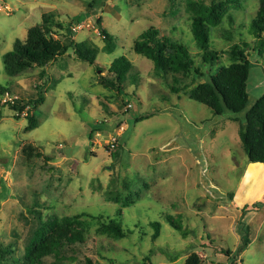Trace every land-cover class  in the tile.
Masks as SVG:
<instances>
[{"label": "rangeland", "instance_id": "1", "mask_svg": "<svg viewBox=\"0 0 264 264\" xmlns=\"http://www.w3.org/2000/svg\"><path fill=\"white\" fill-rule=\"evenodd\" d=\"M90 1L0 0V88L7 89L1 104L44 98L30 110L32 130L27 108L18 112L0 105V250H7L0 264L24 258L34 210L44 222L86 215L77 228L86 237L85 248L70 264H84L83 257L91 264H185L193 254L201 264H264V207L259 210L264 198L248 209L241 202L243 195L261 193L264 183L263 166H248L240 144L234 118L242 120L245 112L214 116L188 98V89L171 93L152 62L133 52L150 27L181 43L199 73L183 87L207 81L230 63L231 46L246 45L247 89L258 94L264 54L251 51L257 40L250 28L258 0H96L89 10ZM189 3L225 4L220 24L207 29L209 50L217 53L209 64L192 38ZM43 14L52 18L54 40L91 47L96 66L68 50L42 68L8 74L4 56ZM99 28L115 43L110 54L103 52ZM119 57L131 69L113 86L104 84ZM141 115L148 118L135 121ZM110 186L116 200L103 195ZM116 215L130 234L119 240L99 235L91 217ZM152 222L161 226L156 238ZM245 231L249 244L237 255Z\"/></svg>", "mask_w": 264, "mask_h": 264}, {"label": "trees", "instance_id": "2", "mask_svg": "<svg viewBox=\"0 0 264 264\" xmlns=\"http://www.w3.org/2000/svg\"><path fill=\"white\" fill-rule=\"evenodd\" d=\"M95 3L96 0H91L88 3V9L92 10ZM258 3V10L250 23L251 31L257 40L251 51L262 58L264 54V38H262L264 34V0H258ZM224 8V3H211L210 6L189 3L187 6V11L190 13L192 38L201 52V60L204 64H209L208 59L214 61L217 57V53L209 50L210 39L207 29L220 24L226 14ZM51 24L52 18L48 14H43L41 23L28 30L24 41L14 42L12 50L3 59L8 74H18L32 67L42 68L64 55L68 50H72L79 61L96 66V51L94 49L84 43L70 41L61 44L54 40L50 36ZM96 24H99V21H96ZM99 33L105 43L103 52L112 53L116 48L115 43L102 28H99ZM246 48V45L231 46L228 51L230 63L227 66H220L215 74L208 77L207 81L196 84L191 82L182 87L184 81L193 74L199 73L194 69L192 57L181 43L160 36L157 29L150 27L142 32L133 44V52L152 62L154 74L160 79H164L163 81L171 93L178 94L188 89V98L207 107L214 116H222L224 111L233 115L245 112L242 120L234 118V121L238 123L241 147L249 164L264 165V94L249 106L247 81L250 62L248 61L249 52ZM130 69L131 64L124 57L114 59L108 68L111 77L105 78L103 83L113 86L116 82L115 79L120 82ZM6 92L7 89L0 88V105L10 106L12 110L18 112L27 108L28 130L34 129L36 122L30 110L36 109L44 102L42 95L38 94L34 101H6L1 104V96ZM247 104L249 108L245 110ZM147 118L148 115H141L135 121ZM26 152L31 155L33 150L27 147ZM103 195L106 199L111 200H116L117 197L115 189H111V186L103 192ZM32 213L33 221L25 238V254L20 264H70L74 258L79 260V255L85 248L86 237L84 238L83 233L79 232L77 228L82 227L81 217L86 215L44 222L38 211L34 210ZM91 218L97 222L99 235L119 240L130 234V231L123 229L119 215H116L115 218L102 216ZM166 220L172 228L182 230L175 221ZM151 225L154 230L152 238H156L159 236L161 226L158 222H152ZM182 235H185V231L182 232ZM248 244V234L245 231L241 238V246L237 248L236 254L240 255ZM6 253V249H1L0 257H4ZM82 259H84V264H91L88 258L83 257ZM201 262L193 254L185 264H201Z\"/></svg>", "mask_w": 264, "mask_h": 264}, {"label": "crops", "instance_id": "3", "mask_svg": "<svg viewBox=\"0 0 264 264\" xmlns=\"http://www.w3.org/2000/svg\"><path fill=\"white\" fill-rule=\"evenodd\" d=\"M262 81H263V86L261 87V92H258V94L257 93H253V92H251V93L248 92V95H249V97H248V100L249 101L248 102H250L251 104L254 101H256L257 98H259L261 95L264 94V79ZM250 165L251 164H249L248 166H250ZM258 165H261L264 168V165H262V164H258ZM243 181H244V179H243ZM263 198H264V183H263V190L261 191V193L256 194L253 198H246L245 195H243L242 198H241V200H242L241 202L242 203H248V205H246V207H247L246 209H248L249 206L252 205L250 203H252V202H257L258 203L259 201H262ZM263 207H264V204L261 205V207L259 208V210L260 209H263Z\"/></svg>", "mask_w": 264, "mask_h": 264}, {"label": "built area", "instance_id": "4", "mask_svg": "<svg viewBox=\"0 0 264 264\" xmlns=\"http://www.w3.org/2000/svg\"><path fill=\"white\" fill-rule=\"evenodd\" d=\"M78 28V27H77ZM130 107V105H128Z\"/></svg>", "mask_w": 264, "mask_h": 264}, {"label": "bare ground", "instance_id": "5", "mask_svg": "<svg viewBox=\"0 0 264 264\" xmlns=\"http://www.w3.org/2000/svg\"><path fill=\"white\" fill-rule=\"evenodd\" d=\"M257 167V166H256ZM260 169V168H259Z\"/></svg>", "mask_w": 264, "mask_h": 264}]
</instances>
